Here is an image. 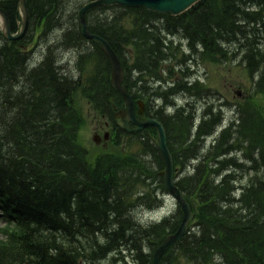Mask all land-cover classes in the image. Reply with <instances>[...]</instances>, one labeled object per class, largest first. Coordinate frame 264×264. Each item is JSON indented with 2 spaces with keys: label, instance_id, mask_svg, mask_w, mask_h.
Returning a JSON list of instances; mask_svg holds the SVG:
<instances>
[{
  "label": "trees",
  "instance_id": "16d2710c",
  "mask_svg": "<svg viewBox=\"0 0 264 264\" xmlns=\"http://www.w3.org/2000/svg\"><path fill=\"white\" fill-rule=\"evenodd\" d=\"M71 1L27 0L30 33L39 28L42 34L58 32V45L72 42L85 48L74 18L65 25L72 16L67 8ZM0 7L15 31L17 0H1ZM87 24L119 56L133 100L145 101L148 115L163 125L176 174L184 173L176 184L191 206L193 223L159 264L264 263L262 111L247 103L243 115L239 109L238 124H232L235 130H223L202 153L204 137L214 130L219 113L208 111L193 132L194 117L187 108L166 114L148 100L159 97L166 105L179 90H206L198 82L188 86L176 81L160 91L149 88L145 80H162L160 67L165 62L189 59L190 55L178 54V46L169 39L180 35L201 61L219 62L233 45L231 55L241 54L249 75H258L255 90L264 93V0H201L175 17L114 5L90 11ZM73 26L74 31H68ZM26 37L7 43L0 34V209L7 223L13 224L0 227V235H5L0 240V264H152V253L181 219L180 208L168 219L147 226L132 216L134 207L150 202L147 180L165 192L158 176L163 159L149 135L154 130L136 134L142 140L137 152L98 155L90 163L78 143L84 119L75 108V95L113 121L123 104L110 87L106 57L90 42L91 58L79 57L77 62V70L87 73L80 83L69 75L67 66L57 63L53 46L47 47L40 62L28 67ZM168 73L172 76L173 70ZM234 148L248 155L250 168L259 172L239 195L234 194L236 177L228 172L236 168L246 172V168L227 157ZM135 185L145 192L135 196Z\"/></svg>",
  "mask_w": 264,
  "mask_h": 264
},
{
  "label": "rangeland",
  "instance_id": "374dc122",
  "mask_svg": "<svg viewBox=\"0 0 264 264\" xmlns=\"http://www.w3.org/2000/svg\"><path fill=\"white\" fill-rule=\"evenodd\" d=\"M73 14V13H72ZM1 19V18H0ZM0 25H2L0 20ZM66 26H70V23H67ZM20 27V23H19ZM70 28V27H69ZM68 28V30H69ZM58 33L52 32L51 36L48 38V42L51 43L58 39ZM167 40H165L166 42ZM175 39V44L180 43ZM182 46H184V50L187 51L186 41L181 42ZM40 49H36L35 55L32 56V60L36 61L37 58L40 56L41 52ZM233 45L227 49V56L219 62H212L209 61L203 62L202 64H198V67H194L195 71L200 75L201 83H203L204 87L201 85V89L206 90V92L200 91V95L197 97L195 102L197 108V115L199 114L198 118H201L200 114L203 111L202 109L206 107V102L210 103L212 107L219 111L220 119H219V126L216 127L215 131H221L224 125H227L230 120L239 121L238 116L240 113L239 108H243V105L246 103H251L253 107H257L260 111H262L264 115V94H259L254 90V81H256L258 76L251 78L248 75V72L245 70L244 64L241 61V54L232 56L231 51L233 53ZM74 57V58H73ZM65 61H69V69H74L72 67V62L70 60L75 59V56L71 54L64 55L63 57ZM167 67H171L169 64H165ZM165 65L163 67L165 68ZM163 70H166L165 68ZM197 68V69H196ZM178 77V75H176ZM257 93V94H256ZM185 96L183 94H179L177 100L180 103H184ZM242 105V107H241ZM75 108L78 112L81 113L84 121L80 124V129L78 132V143L87 149V159L90 163H94L96 157L98 155L103 156L107 154H125V153H134L140 149L139 144L129 143V141H134V138L125 139L122 145H120L117 137L114 136L113 140H110L108 144L100 142L98 144L94 143L93 137L95 135H100V137L104 134V132L108 131V126L106 127H98V123L104 122L103 119L99 120L95 118V113L92 111V106H90L85 99L79 95H75ZM242 115H243V110ZM193 124H198L196 120ZM191 125V129L195 132L194 125ZM110 131V130H109ZM112 135H114L113 131H110ZM218 133V134H219ZM218 134H213L212 136L208 137L205 141V148H209L213 146L215 138ZM151 139L154 140V134L151 133ZM115 142L116 146L113 147V143ZM131 144L130 145H128ZM232 157H235L240 160L243 158V154L241 150H234L232 152ZM152 156V155H150ZM153 159V157H146V159ZM191 172V171H190ZM236 175H239L240 170L236 169ZM252 175V174H251ZM249 175H245L244 178H247ZM182 177V176H180ZM247 179L242 180V184L246 183ZM155 182H153L154 184ZM141 185H135L133 192L135 195L140 191ZM176 209L175 201L167 196L165 198V203L158 207L156 210L151 212H145L140 208H133L132 216L141 221L143 223H148L150 221H154L166 215L173 210ZM127 255V253H126ZM129 259V257L127 258ZM264 264V263H262Z\"/></svg>",
  "mask_w": 264,
  "mask_h": 264
},
{
  "label": "water",
  "instance_id": "95a60500",
  "mask_svg": "<svg viewBox=\"0 0 264 264\" xmlns=\"http://www.w3.org/2000/svg\"><path fill=\"white\" fill-rule=\"evenodd\" d=\"M21 1L23 6L25 7L24 0ZM199 1L200 0H93L83 5L78 12L82 35L85 38L94 40L100 45L101 50L103 51L110 64L111 87L122 97L124 101L126 111L115 116L116 122L120 124L125 130H137L146 127H153L156 129L157 136L155 139V145L159 149L164 161V168L160 171L159 174L162 177L164 187L171 193L174 198L177 199V201L181 205V222L177 230L174 233L167 235L164 240L160 243V245L156 248L152 255V264H159V259L166 250V248L184 236L187 231V224L192 219L193 215L191 213L189 205L185 202L179 189L173 183V159L166 144V136L162 125L155 119L143 116L141 111V121L135 119L133 101L123 82V70L120 60L116 56L110 45L103 38H101L100 36H96L88 31L85 21V14L87 11L95 7H103L111 4H118L128 7H143L147 10L158 13H170L171 15H178L185 12ZM0 13L3 14L1 10ZM26 26L27 16H25L24 29L22 33L16 37H12L9 34V24L5 19L6 34L8 39L20 38L24 34ZM129 122L135 124L136 127L133 129L129 128Z\"/></svg>",
  "mask_w": 264,
  "mask_h": 264
},
{
  "label": "bare ground",
  "instance_id": "6f19581e",
  "mask_svg": "<svg viewBox=\"0 0 264 264\" xmlns=\"http://www.w3.org/2000/svg\"><path fill=\"white\" fill-rule=\"evenodd\" d=\"M81 1L82 0H73L71 1L70 3H68L67 5V8L73 13L75 14V16L79 19L78 17V12H79V9L81 8ZM90 12L87 11L86 14H85V21L87 20L88 18V14ZM156 14H168L170 16H173L171 15L170 13H156ZM31 23V21H30ZM92 33V32H91ZM52 32L50 30L46 31L45 32V37L46 39L48 40V38L51 36ZM96 36H99L98 34H95V33H92ZM101 37V36H100ZM41 47H44L43 44L41 45ZM47 50V48H46ZM46 50L44 52H42L40 55H47L46 54ZM113 50V49H112ZM114 51V50H113ZM114 53L116 54V56L119 58V56L117 55V53L114 51ZM51 54L55 57H57L58 61L57 63L61 66L65 65L67 63V60L65 61V59L63 58L64 55H69L71 54L72 56H75V57H82V58H91V56L89 55V53H87V50L80 47V46H77L76 44L70 42V43H64V44H60V45H56V46H53L51 48ZM89 58V59H90ZM120 60V58H119ZM189 63L192 64V65H197L200 63V60L195 58V57H191L190 60H189ZM28 64V65H27ZM26 65L28 67H32L34 64V61L32 59H27L26 60ZM192 75L191 74H188L185 76V79L188 80V81H191L192 80ZM185 98H184V103L182 104V108H187V111H189L190 113H192L193 117H194V122L196 121V119H198V116L199 114L197 115V108H196V105H195V102L196 100L193 99V98H189L187 95L190 94V92H186V91H183L182 93ZM203 111L201 112L200 116L203 117L204 114H206L208 111H210V106L209 104L206 103V107L202 109ZM149 114V113H147ZM148 118H151L152 117L150 115H148ZM217 126H219V120L215 123ZM194 125V124H193ZM129 128H135L136 126L135 125H131V126H128ZM142 129H137V130H125L124 129V136L126 139L128 138H135L136 134L138 132H141ZM242 165H248V163L246 161H243L242 162ZM149 180H147L148 182ZM163 255V254H162Z\"/></svg>",
  "mask_w": 264,
  "mask_h": 264
}]
</instances>
